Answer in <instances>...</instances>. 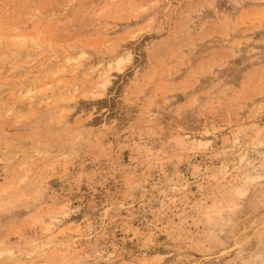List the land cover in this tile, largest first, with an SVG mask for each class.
Returning a JSON list of instances; mask_svg holds the SVG:
<instances>
[{"label": "rangeland", "instance_id": "rangeland-1", "mask_svg": "<svg viewBox=\"0 0 264 264\" xmlns=\"http://www.w3.org/2000/svg\"><path fill=\"white\" fill-rule=\"evenodd\" d=\"M0 264H264V0H0Z\"/></svg>", "mask_w": 264, "mask_h": 264}, {"label": "trees", "instance_id": "trees-1", "mask_svg": "<svg viewBox=\"0 0 264 264\" xmlns=\"http://www.w3.org/2000/svg\"><path fill=\"white\" fill-rule=\"evenodd\" d=\"M139 61H140V57L137 56V57L135 58V62L139 63ZM97 103H98V104H107V103H108V99L98 100Z\"/></svg>", "mask_w": 264, "mask_h": 264}]
</instances>
